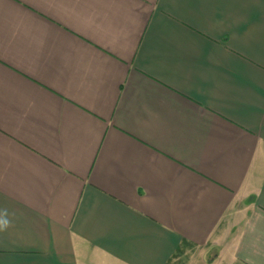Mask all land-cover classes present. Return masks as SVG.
Listing matches in <instances>:
<instances>
[{
  "label": "crops",
  "instance_id": "obj_1",
  "mask_svg": "<svg viewBox=\"0 0 264 264\" xmlns=\"http://www.w3.org/2000/svg\"><path fill=\"white\" fill-rule=\"evenodd\" d=\"M0 264H264V0H0Z\"/></svg>",
  "mask_w": 264,
  "mask_h": 264
},
{
  "label": "clouds",
  "instance_id": "obj_2",
  "mask_svg": "<svg viewBox=\"0 0 264 264\" xmlns=\"http://www.w3.org/2000/svg\"><path fill=\"white\" fill-rule=\"evenodd\" d=\"M0 226H4V227H6V226H7V221H2V222H0Z\"/></svg>",
  "mask_w": 264,
  "mask_h": 264
}]
</instances>
